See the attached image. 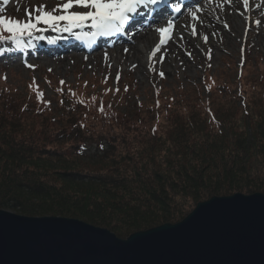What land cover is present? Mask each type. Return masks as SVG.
<instances>
[{
  "label": "trees",
  "instance_id": "1",
  "mask_svg": "<svg viewBox=\"0 0 264 264\" xmlns=\"http://www.w3.org/2000/svg\"><path fill=\"white\" fill-rule=\"evenodd\" d=\"M219 87L208 105L197 85L164 94L158 109L121 112L70 98L55 111L1 86L0 210L127 238L177 224L213 197L264 194V78L242 87L244 99Z\"/></svg>",
  "mask_w": 264,
  "mask_h": 264
},
{
  "label": "water",
  "instance_id": "2",
  "mask_svg": "<svg viewBox=\"0 0 264 264\" xmlns=\"http://www.w3.org/2000/svg\"><path fill=\"white\" fill-rule=\"evenodd\" d=\"M0 264H264V194L213 197L126 239L78 219L0 210Z\"/></svg>",
  "mask_w": 264,
  "mask_h": 264
},
{
  "label": "rangeland",
  "instance_id": "3",
  "mask_svg": "<svg viewBox=\"0 0 264 264\" xmlns=\"http://www.w3.org/2000/svg\"><path fill=\"white\" fill-rule=\"evenodd\" d=\"M29 1L36 5L45 4L48 9L53 8L57 4V0ZM204 1H201L200 4L204 3ZM27 2L28 0L10 1L18 12L26 7ZM257 21H259L260 25H257ZM261 25L263 26V32L259 31ZM243 33L242 38L240 37L235 43L225 39L219 40L217 34H213L214 45L205 47L201 50L202 52L195 55L191 60L186 58L184 65H167L166 62L161 60L160 56L151 58L149 53H147L144 72H139V69L135 68L134 63L126 65L124 60L115 61L114 58L111 60V55L107 56L105 54L97 57V54L102 51L111 50V46L88 53L87 57L83 58L82 65L79 64L77 66L75 61L71 60L65 69H61L60 65L55 66L50 63H44L38 57L31 59L10 57L8 64L0 68V87L3 85L17 87L28 99L30 96L34 98L32 96L33 90L29 87V83L38 85L37 88L43 90L48 97L55 96V89L57 88L59 90H76L80 93L83 92L87 97L97 96V98H103L107 102L114 101L117 98L114 103L116 106L117 103L120 104L121 112L125 110L134 111L135 107L146 105L153 109L157 100H161L164 94H171L175 97L179 92L192 89L197 85L203 86V97L206 99V105H208V99H211V93L206 88V85L210 87V90L216 89L218 93L221 92L220 89L223 92L226 90V88L219 86H232V89L235 88L237 91L238 97L244 99L239 89L246 87L251 79L258 77L262 80L264 78V20L251 21V19H247ZM245 50L247 51L246 59H248V62L243 67ZM73 51L51 53L44 56V58L56 60L58 57L70 55ZM75 51L78 54H83L80 51ZM91 57L98 62L96 65L90 62ZM89 62L91 63L90 65ZM28 65L32 67H28ZM242 69L244 70L243 75L240 73ZM153 71H155V74ZM159 73H163V76L159 75ZM61 81L64 83L61 84ZM234 83L235 85H233ZM127 85L130 87V92L126 96L123 92H126ZM117 88L123 91L120 93L122 96H114ZM223 94L217 95V99H220V102L227 100L228 96H223ZM38 106L39 104L36 103L34 108L38 109ZM54 107L55 104L52 108ZM133 114L134 112H131V115ZM142 117L146 116L142 115ZM37 124H44V121L37 120ZM60 126L63 125L60 124ZM51 131L55 132L54 128ZM37 132L39 133L40 130H37ZM69 145L70 142L64 147Z\"/></svg>",
  "mask_w": 264,
  "mask_h": 264
},
{
  "label": "bare ground",
  "instance_id": "4",
  "mask_svg": "<svg viewBox=\"0 0 264 264\" xmlns=\"http://www.w3.org/2000/svg\"><path fill=\"white\" fill-rule=\"evenodd\" d=\"M212 2V3H211ZM264 0H249V5L245 9L240 0H231L229 4L227 0H212L209 3H202V6L196 8H186L183 10V16L179 19H175L173 15L168 14V9L157 15L154 20L147 26H130L126 28L127 35L124 38H119L113 42L101 41L99 48L105 47L108 43H115L116 45L108 51H102L97 54L111 55V60L115 61L124 60L127 64L134 63L135 68L139 69V72H144L146 68L145 57L149 53L150 57L154 56L151 53L155 50L159 44V34L156 29L160 27H166L167 22L171 20L174 24V28L171 32V39L167 40L164 45L160 47V51L156 53L160 56L161 60L166 62L167 65H181L185 64L186 58L191 60L195 55L202 52L205 47H212L214 45L213 34H217V38L229 40L231 43H235L239 38H242L244 24L249 15L253 21L257 19L264 20ZM199 8L200 11L196 12ZM259 9V10H258ZM74 11H85V9H73ZM144 10V7H138L137 11ZM258 10V11H257ZM262 12V13H261ZM196 13L197 19H192V14ZM167 15V16H165ZM195 25L196 34H192V26ZM227 25V27H226ZM257 25H260L257 24ZM245 30V29H244ZM263 26L261 25L259 31L263 32ZM79 33H74L66 37L64 40H70L68 42H61L62 44L76 41L82 42L73 44L71 46L63 47V49L74 50L70 55L65 57H58L56 60L50 58H44L50 50H40L33 57H38L44 63H50L55 66L60 65V68L68 67V62L75 61V65H82L83 58L87 57L84 53L78 54L75 50H82L84 52L91 51L98 48H89L88 45L95 43L96 38L86 36V33H90L92 30L85 27L83 30L78 29ZM76 35H81L83 39H76ZM51 36V35H50ZM60 35H52L51 40L59 42ZM204 37H207L205 41ZM127 42V44H120ZM37 45H42L41 42H37ZM41 43V44H40ZM43 44H45L43 42ZM119 44V45H118ZM47 45V44H46ZM127 49V51H125ZM190 54V55H189ZM95 57V56H94ZM91 63L97 64L96 60L91 57ZM89 62V65L91 64Z\"/></svg>",
  "mask_w": 264,
  "mask_h": 264
},
{
  "label": "snow or ice",
  "instance_id": "5",
  "mask_svg": "<svg viewBox=\"0 0 264 264\" xmlns=\"http://www.w3.org/2000/svg\"><path fill=\"white\" fill-rule=\"evenodd\" d=\"M159 2L160 0H57V4L51 9H48L45 4H40L26 9L23 19L6 18L0 15V41H9L17 49H21L24 47L25 37H32L34 33L51 30L71 34L74 29L83 30L85 27L92 30L85 35L93 39L109 36L120 32L121 28L129 22L131 15L136 13L138 7ZM227 2L230 4L231 0ZM240 2L247 9L249 0H240ZM73 9H85V11H74ZM175 11L179 13L181 9L177 7ZM199 11L200 9L197 8L196 12ZM192 19H197L196 13L192 14ZM173 28L174 24L169 20L166 27L156 29L160 39L159 44L151 53L152 56H155L160 51V47L171 39ZM192 34H196L195 25L192 26ZM38 38L43 39L42 36ZM83 38L81 35H76L78 40ZM204 39L207 41V37ZM48 42L53 43L54 41L49 40ZM28 67L32 66L28 65ZM160 75L163 76V73ZM63 83L61 81V84Z\"/></svg>",
  "mask_w": 264,
  "mask_h": 264
}]
</instances>
